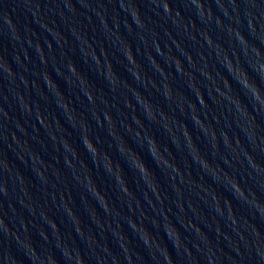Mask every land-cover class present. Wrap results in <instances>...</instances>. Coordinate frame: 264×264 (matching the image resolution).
<instances>
[{
	"label": "water",
	"instance_id": "water-1",
	"mask_svg": "<svg viewBox=\"0 0 264 264\" xmlns=\"http://www.w3.org/2000/svg\"><path fill=\"white\" fill-rule=\"evenodd\" d=\"M0 264H264V0H0Z\"/></svg>",
	"mask_w": 264,
	"mask_h": 264
},
{
	"label": "clouds",
	"instance_id": "clouds-1",
	"mask_svg": "<svg viewBox=\"0 0 264 264\" xmlns=\"http://www.w3.org/2000/svg\"><path fill=\"white\" fill-rule=\"evenodd\" d=\"M257 95H258V93H257Z\"/></svg>",
	"mask_w": 264,
	"mask_h": 264
}]
</instances>
